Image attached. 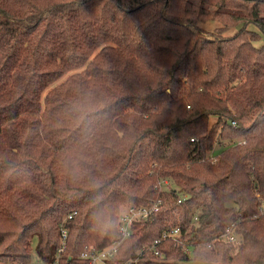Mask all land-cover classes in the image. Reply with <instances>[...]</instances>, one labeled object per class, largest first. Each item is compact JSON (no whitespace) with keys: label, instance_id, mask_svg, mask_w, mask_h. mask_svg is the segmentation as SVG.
<instances>
[{"label":"trees","instance_id":"1","mask_svg":"<svg viewBox=\"0 0 264 264\" xmlns=\"http://www.w3.org/2000/svg\"><path fill=\"white\" fill-rule=\"evenodd\" d=\"M155 203L113 264H264V0H0V264Z\"/></svg>","mask_w":264,"mask_h":264},{"label":"built area","instance_id":"2","mask_svg":"<svg viewBox=\"0 0 264 264\" xmlns=\"http://www.w3.org/2000/svg\"><path fill=\"white\" fill-rule=\"evenodd\" d=\"M158 211V204H153L151 206H143V207H135L129 206L122 214H120V234L121 239L114 241L111 245L95 251L89 255H85L84 258L89 260V264H113V261L117 258L120 245L122 242L129 237L133 232V227L135 223L141 219H144L149 216L152 212ZM72 217V214L69 215V218ZM228 233L226 236H229ZM171 237L174 239H179L180 237V230L178 228L173 229L168 233H164L163 238ZM67 238L68 233L66 229H62L61 232V244L59 247V251H64L67 247ZM228 239H231L229 237ZM158 254V251H156ZM57 258L59 254L56 255ZM53 264H57L55 261ZM123 264H138V258L136 259H126Z\"/></svg>","mask_w":264,"mask_h":264},{"label":"rangeland","instance_id":"3","mask_svg":"<svg viewBox=\"0 0 264 264\" xmlns=\"http://www.w3.org/2000/svg\"><path fill=\"white\" fill-rule=\"evenodd\" d=\"M227 146H229V144H217L216 146H215V149H214V151L212 152V154H215L217 151H219L220 149H223V148H226ZM166 185H171V187L172 188H176L177 190H178V188L176 187V186H174V185H172V184H170L168 181L166 182V181H163L162 183H161V186L162 187H165ZM127 208H129V206H125V207H123L122 208V211H121V214H122V212H124ZM229 237H231V239H228L229 241H234V243L236 244V245H238V243H239V236H237L236 234H234V233H231L229 236H226V235H224V238H229ZM35 245H36V239L33 241V247H34V249H33V251H32V264H47V263H45L42 259H41V257L39 256V254H38V252L36 251V248H35ZM189 253H191L192 252V248H189ZM1 264H3V263H1Z\"/></svg>","mask_w":264,"mask_h":264}]
</instances>
